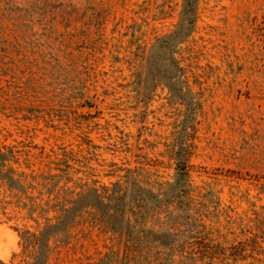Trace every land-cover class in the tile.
I'll list each match as a JSON object with an SVG mask.
<instances>
[{
	"label": "rangeland",
	"instance_id": "374dc122",
	"mask_svg": "<svg viewBox=\"0 0 264 264\" xmlns=\"http://www.w3.org/2000/svg\"><path fill=\"white\" fill-rule=\"evenodd\" d=\"M185 6L0 0V264H264V0H197L179 70ZM180 164L123 230L72 208Z\"/></svg>",
	"mask_w": 264,
	"mask_h": 264
},
{
	"label": "trees",
	"instance_id": "16d2710c",
	"mask_svg": "<svg viewBox=\"0 0 264 264\" xmlns=\"http://www.w3.org/2000/svg\"><path fill=\"white\" fill-rule=\"evenodd\" d=\"M197 19V0H186V6L183 11L182 19L178 30L171 34L165 35L158 41L155 51H167V59L172 68L181 69L177 64L175 57V50L172 49V41L184 34L189 35L193 30ZM174 45V43H173ZM6 153L0 150V160L5 161ZM190 173L186 164H180L176 171V180L174 183L169 184L168 189L162 192H154L149 188L143 186H136L134 190L122 194L118 192L116 195L104 196L99 190L93 189V191L79 197L75 205L76 211L95 206L93 208L102 212L103 215H107L112 223H116L117 229H125L127 225H131L134 220L129 215L131 212V203H140V207H159L164 201H167L168 196L181 197L187 191L189 185ZM113 192H116L114 190ZM141 192V193H138ZM121 193V194H120ZM170 193H172L170 195ZM116 229V228H115ZM142 233L141 238L148 240L149 236H156L152 229L144 228L140 230ZM156 241V240H155ZM158 241V240H157ZM161 243V242H160Z\"/></svg>",
	"mask_w": 264,
	"mask_h": 264
}]
</instances>
